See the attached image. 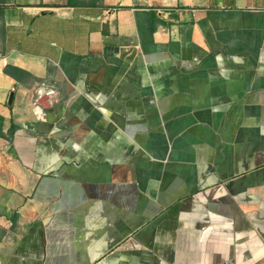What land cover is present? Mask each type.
<instances>
[{"label": "crops", "instance_id": "1", "mask_svg": "<svg viewBox=\"0 0 264 264\" xmlns=\"http://www.w3.org/2000/svg\"><path fill=\"white\" fill-rule=\"evenodd\" d=\"M0 264H264V0H0Z\"/></svg>", "mask_w": 264, "mask_h": 264}, {"label": "water", "instance_id": "2", "mask_svg": "<svg viewBox=\"0 0 264 264\" xmlns=\"http://www.w3.org/2000/svg\"><path fill=\"white\" fill-rule=\"evenodd\" d=\"M11 102H12V97H11V99H10V104H11Z\"/></svg>", "mask_w": 264, "mask_h": 264}, {"label": "trees", "instance_id": "3", "mask_svg": "<svg viewBox=\"0 0 264 264\" xmlns=\"http://www.w3.org/2000/svg\"><path fill=\"white\" fill-rule=\"evenodd\" d=\"M13 132H11V134H12Z\"/></svg>", "mask_w": 264, "mask_h": 264}]
</instances>
